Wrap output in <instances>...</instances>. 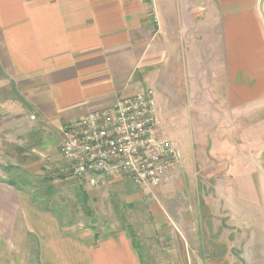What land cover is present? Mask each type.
Returning <instances> with one entry per match:
<instances>
[{"label":"crops","instance_id":"obj_1","mask_svg":"<svg viewBox=\"0 0 264 264\" xmlns=\"http://www.w3.org/2000/svg\"><path fill=\"white\" fill-rule=\"evenodd\" d=\"M244 1L0 0V79L20 99L0 104V164L12 165L9 143L30 140L43 153L53 141L59 153L65 124L152 89L159 122L181 109L209 139H197L194 229L187 213L153 206L162 234L180 238L170 253L184 264L191 252L201 262L229 264L237 252L264 264L255 254H264V2ZM9 177L0 176V255L9 248L0 264H18L11 252L28 237L34 264H144L126 229L73 227ZM109 179L137 192L129 179Z\"/></svg>","mask_w":264,"mask_h":264},{"label":"rangeland","instance_id":"obj_2","mask_svg":"<svg viewBox=\"0 0 264 264\" xmlns=\"http://www.w3.org/2000/svg\"><path fill=\"white\" fill-rule=\"evenodd\" d=\"M222 1L225 0H219V4H223ZM260 3L261 0H251V4H255V6H260ZM1 80L0 104L7 100L11 103H20L16 91L8 84L3 85ZM167 113L171 114L172 117L160 122V131L164 139L177 144L181 163L175 166L178 174L171 179L167 177V180L163 181L158 188L152 189V193L137 187V192H131L126 187L122 186L121 188L119 186L120 182L123 181L113 182L108 177L84 179L86 183L87 181L90 183L89 188V186L84 185L86 184L83 183L84 180L82 182L72 179L74 177L71 176L69 167L61 153H56L54 148L50 147L53 141H47L48 148L44 143L43 147L48 151L44 149L43 153L38 149L33 152L32 149L37 144L30 142V140L26 142V145L21 144L20 148L18 143H9L8 146L5 144L6 152L13 157L11 163L15 167L11 164L8 166L5 163L0 164V176L8 174L11 180L22 185L24 192H27L34 202L37 198L38 202L36 203L42 208L57 210L61 214L66 213L69 219L72 218L73 221L71 220L69 224L73 227L93 226L101 234L132 228L144 264H181L184 255L170 253L173 248L178 249L177 243L180 242L178 240L180 238L174 240L170 239L174 236L162 234L163 231L158 229L156 225L153 206L158 204L165 213L170 212L179 216L187 213V221L191 222L192 229H194L195 191L193 183L196 179L199 183L203 180L200 173L195 174L196 167L200 172V167L198 164L196 165L197 139L202 143H204L202 137L204 140L209 141V139L204 133L202 134L203 127L198 126L194 120L187 118L186 115L183 116L181 109H167ZM261 130L263 133L262 127ZM12 135L14 134L12 133ZM27 136L28 139L32 138L29 128ZM45 138L48 137L45 136ZM58 150L60 151V149ZM207 192L209 193V190L204 187L203 193L208 195ZM185 201H187L186 204ZM175 232L178 231L175 230ZM34 244V238L28 237L24 249L20 253L17 252L18 247L15 251L10 248L13 256L16 257V254L19 256L18 259L16 258L18 264H34ZM15 246H17L16 243ZM8 250H4V255H0V257L7 259ZM255 254L256 256L262 255L264 259V254L257 252ZM188 255H186L187 264H216L211 261L201 262V259L193 252L190 253V258ZM239 258V253H233L234 262L229 264H244L240 262ZM259 264H263V260Z\"/></svg>","mask_w":264,"mask_h":264},{"label":"built area","instance_id":"obj_3","mask_svg":"<svg viewBox=\"0 0 264 264\" xmlns=\"http://www.w3.org/2000/svg\"><path fill=\"white\" fill-rule=\"evenodd\" d=\"M60 153L77 180L123 177L149 193L181 163L177 144L162 137L155 92L147 88L65 124Z\"/></svg>","mask_w":264,"mask_h":264},{"label":"trees","instance_id":"obj_4","mask_svg":"<svg viewBox=\"0 0 264 264\" xmlns=\"http://www.w3.org/2000/svg\"><path fill=\"white\" fill-rule=\"evenodd\" d=\"M12 185L16 186L15 183H13ZM20 185V184H19ZM20 187L22 188V185H20ZM37 199V198H36ZM35 199L36 202H38L37 200ZM41 202V201H40ZM127 230L130 232V234L132 235V237L134 238L135 237V234H134V231L132 230V228H127Z\"/></svg>","mask_w":264,"mask_h":264},{"label":"water","instance_id":"obj_5","mask_svg":"<svg viewBox=\"0 0 264 264\" xmlns=\"http://www.w3.org/2000/svg\"><path fill=\"white\" fill-rule=\"evenodd\" d=\"M263 2H264V0H262V3H261V5L263 4Z\"/></svg>","mask_w":264,"mask_h":264}]
</instances>
